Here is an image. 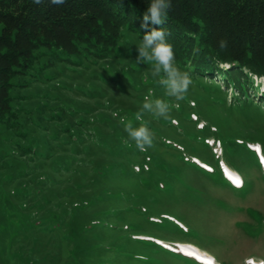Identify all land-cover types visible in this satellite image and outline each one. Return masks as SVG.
<instances>
[{
	"label": "rangeland",
	"instance_id": "374dc122",
	"mask_svg": "<svg viewBox=\"0 0 264 264\" xmlns=\"http://www.w3.org/2000/svg\"><path fill=\"white\" fill-rule=\"evenodd\" d=\"M142 38L124 29L107 57L43 47L12 78L0 114V264L264 262V78L243 93L175 57L192 79L176 101L135 63ZM149 94L170 104V119L143 114L155 139L142 152L120 119L139 127Z\"/></svg>",
	"mask_w": 264,
	"mask_h": 264
},
{
	"label": "trees",
	"instance_id": "16d2710c",
	"mask_svg": "<svg viewBox=\"0 0 264 264\" xmlns=\"http://www.w3.org/2000/svg\"><path fill=\"white\" fill-rule=\"evenodd\" d=\"M166 37L175 57L221 75L239 92L264 78V0H170ZM150 0H0V114L11 108L12 78L36 61L40 48L74 54L95 49L107 57L124 29L140 27ZM227 48H220V41ZM245 95V94H244Z\"/></svg>",
	"mask_w": 264,
	"mask_h": 264
},
{
	"label": "clouds",
	"instance_id": "9594fccd",
	"mask_svg": "<svg viewBox=\"0 0 264 264\" xmlns=\"http://www.w3.org/2000/svg\"><path fill=\"white\" fill-rule=\"evenodd\" d=\"M50 2L54 5H62L65 0H50ZM33 3L39 5L43 3V0H33ZM170 7V0H150L140 25L144 34L137 47L138 55L135 63L137 65L140 63L150 64L152 75L159 77L158 83L165 88V95L176 101H181L192 84L191 76L189 72L181 71L175 64L173 47L166 40L170 33L164 27H150V25H164ZM219 46L222 50L226 49L227 42L221 40ZM150 95L144 97L142 109L136 114V120L141 121L139 127H134L131 121H126L123 117L120 119L128 136L135 141L137 149L142 152H146L148 148L152 147L155 139L154 133L149 129L147 123L143 122V114L148 112L157 118L170 119V104L163 99L152 100ZM112 115L116 117L118 113L113 112ZM261 171L264 173V164L261 165Z\"/></svg>",
	"mask_w": 264,
	"mask_h": 264
},
{
	"label": "bare ground",
	"instance_id": "6f19581e",
	"mask_svg": "<svg viewBox=\"0 0 264 264\" xmlns=\"http://www.w3.org/2000/svg\"><path fill=\"white\" fill-rule=\"evenodd\" d=\"M226 174L233 179V182H235V179L238 178L241 183V176L238 173H234L230 170H227ZM184 246H186L184 249L186 254L196 256L202 262L212 263L214 261L213 257L210 256V253H208L207 251L201 250L197 245L184 244Z\"/></svg>",
	"mask_w": 264,
	"mask_h": 264
},
{
	"label": "snow or ice",
	"instance_id": "6c2138e0",
	"mask_svg": "<svg viewBox=\"0 0 264 264\" xmlns=\"http://www.w3.org/2000/svg\"><path fill=\"white\" fill-rule=\"evenodd\" d=\"M262 164H264V161H262ZM235 183L236 184H239L240 183V180L238 178L235 179Z\"/></svg>",
	"mask_w": 264,
	"mask_h": 264
}]
</instances>
